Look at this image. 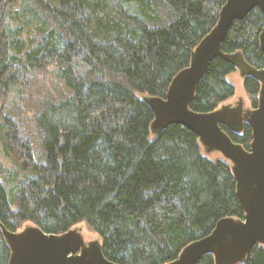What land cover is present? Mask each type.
Here are the masks:
<instances>
[{
  "label": "trees",
  "instance_id": "obj_1",
  "mask_svg": "<svg viewBox=\"0 0 264 264\" xmlns=\"http://www.w3.org/2000/svg\"><path fill=\"white\" fill-rule=\"evenodd\" d=\"M226 0H0V99L38 75L58 97L28 116L0 114V264L10 247L2 228L29 222L48 234L85 224L116 264H166L218 220L243 219L231 165L204 156L198 137L170 125L151 138L147 97L164 98ZM258 8L234 21L222 42L253 69L264 68ZM235 65L213 59L190 104L207 113L234 94ZM255 108L260 82L245 75ZM143 97V98H142ZM25 127V128H24ZM249 149L252 133L222 128ZM196 264H214L205 254ZM241 264H264L255 245Z\"/></svg>",
  "mask_w": 264,
  "mask_h": 264
},
{
  "label": "water",
  "instance_id": "obj_2",
  "mask_svg": "<svg viewBox=\"0 0 264 264\" xmlns=\"http://www.w3.org/2000/svg\"><path fill=\"white\" fill-rule=\"evenodd\" d=\"M258 8L264 17V0H226L216 25L192 52L189 65L172 79L164 98L147 97L153 112L151 130L159 132L178 124L193 132L208 150H216L231 164L236 197L244 212L243 219L231 217L217 221L212 232L186 245L176 259L166 264H196L212 254L214 264H241L255 245L264 246V68L256 70L261 86L257 108L242 115L241 109L223 108L207 113L194 112L190 104L208 64L220 57L235 64L232 55L222 51L229 28ZM264 53V25L259 35ZM246 122L252 133L249 150L235 143L222 129L238 133ZM2 233L10 247L8 264H116L109 261L96 242L84 246L74 229L48 234L36 226L21 232Z\"/></svg>",
  "mask_w": 264,
  "mask_h": 264
},
{
  "label": "rangeland",
  "instance_id": "obj_3",
  "mask_svg": "<svg viewBox=\"0 0 264 264\" xmlns=\"http://www.w3.org/2000/svg\"><path fill=\"white\" fill-rule=\"evenodd\" d=\"M232 59L235 61L237 67H236V71L232 72L227 77V81L234 87L235 95L232 99L228 100L227 102L221 103L219 105V109L240 108L242 115L248 114V112L252 110V106L250 104V98L244 90L243 79L247 74H251L252 76L256 77V70H253L251 69V67L246 65L240 54L237 55L233 54ZM46 76L47 77H43L41 75L36 76L29 85L19 89L20 93L15 95L17 97L14 96L8 97L6 101L0 99L1 116L3 117L6 116L10 109H16L23 116L24 124L26 126H30L28 122L29 119L28 116L31 115L32 111L37 107V105L41 102V100L48 99L49 101H51L52 99H56L58 97L57 95V89L59 88L58 81H56L54 77L49 75V72L46 73ZM155 135L156 133L151 131V138L154 137ZM201 147L204 156L208 157L209 159L212 160L221 159L224 160L228 165L230 164L228 161L224 159V157L220 152L216 150H208L202 144ZM0 159L2 163L8 168L9 164L11 163L10 157L5 153V148L1 147V145H0ZM31 226H33L31 223L26 222L19 229H17L16 232H21L25 228ZM71 229H74L80 233L84 241V246H88L92 242L101 244L99 236L96 233H94L92 230L88 229L84 223L75 226L74 228Z\"/></svg>",
  "mask_w": 264,
  "mask_h": 264
},
{
  "label": "flooded vegetation",
  "instance_id": "obj_4",
  "mask_svg": "<svg viewBox=\"0 0 264 264\" xmlns=\"http://www.w3.org/2000/svg\"><path fill=\"white\" fill-rule=\"evenodd\" d=\"M237 54H240V56L242 57V59H243V56H242V54L240 53V52H237V53H235V55H237ZM231 55H233V54H231ZM243 61H244V59H243ZM245 62V61H244ZM246 65H248L247 63H245ZM249 66V65H248ZM237 66L235 65V68H236ZM249 67H251V66H249ZM251 69H253L252 67H251ZM254 70V69H253ZM236 71V70H235ZM230 75V74H229ZM228 75V76H229ZM247 75H251V74H247ZM227 76V77H228ZM227 77H226V80H227ZM256 78V77H255ZM257 79V78H256ZM258 80V79H257ZM259 81V80H258ZM228 82V81H227ZM260 82V81H259ZM229 83V82H228ZM260 86H261V83H260ZM260 90V89H259ZM247 94V93H246ZM234 95H235V91H234V94H233V96L232 97H230L229 99H227L226 101H224V102H227L228 100H230V99H232L233 97H234ZM258 96H259V93H258ZM223 103V102H222ZM250 104H251V102H250ZM227 105V104H226ZM257 105H258V101H257ZM251 106H252V104H251ZM257 108V106L254 108L253 106H252V110H250L248 113H250V112H252L254 109H256ZM240 109V108H239ZM216 110H220L219 109V106L216 108ZM215 111V110H214ZM244 114V113H243ZM247 123L246 122H244L243 123V129H244V127H245V125H246ZM248 125V124H247ZM227 128V127H226ZM227 129H229V128H227ZM243 129L240 131V132H238V133H236V134H240L242 131H243ZM230 130V129H229ZM231 131V130H230ZM232 132V131H231ZM234 133V132H233ZM252 142V141H251ZM247 150V149H246ZM249 150V149H248Z\"/></svg>",
  "mask_w": 264,
  "mask_h": 264
}]
</instances>
